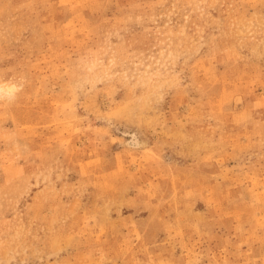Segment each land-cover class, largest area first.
<instances>
[{
  "label": "rangeland",
  "instance_id": "1",
  "mask_svg": "<svg viewBox=\"0 0 264 264\" xmlns=\"http://www.w3.org/2000/svg\"><path fill=\"white\" fill-rule=\"evenodd\" d=\"M0 264H264V0H0Z\"/></svg>",
  "mask_w": 264,
  "mask_h": 264
},
{
  "label": "bare ground",
  "instance_id": "2",
  "mask_svg": "<svg viewBox=\"0 0 264 264\" xmlns=\"http://www.w3.org/2000/svg\"><path fill=\"white\" fill-rule=\"evenodd\" d=\"M1 90H2V92H3V91H5V89H4V88H2ZM7 90H9V89H7Z\"/></svg>",
  "mask_w": 264,
  "mask_h": 264
}]
</instances>
